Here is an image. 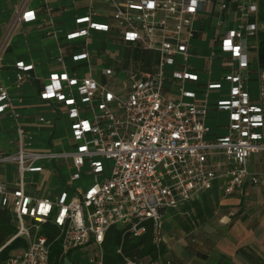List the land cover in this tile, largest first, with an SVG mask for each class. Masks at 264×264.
I'll return each instance as SVG.
<instances>
[{
  "label": "built area",
  "instance_id": "1",
  "mask_svg": "<svg viewBox=\"0 0 264 264\" xmlns=\"http://www.w3.org/2000/svg\"><path fill=\"white\" fill-rule=\"evenodd\" d=\"M30 1L21 0L14 6L13 28L38 18L37 11L29 7ZM234 1L238 2L235 26L224 28L223 16L217 20L220 51L228 53L231 62L223 77L230 83L229 95L215 103L218 110L228 113L223 136L207 139L211 127L206 120L211 108L209 91L222 88L223 82L209 83L205 100H197V91L187 90L185 85L199 79L188 62L195 22L207 7L218 6L221 13L230 11L231 3L226 1L88 0L86 13L76 18L84 26L67 33L69 40L89 37L91 31L110 32L109 23L95 20L103 14L101 8L108 6L124 42L152 51L156 60L152 69L128 72L126 79L120 80L114 69L106 68L107 84L65 70L49 75L39 95L43 101L56 100L66 107L73 138L78 142L72 152L34 149L21 112L8 88L0 85V113L9 110L17 125L16 151L0 153V163H14L19 174L17 188L0 181L1 205L14 214L17 227L7 244L19 237L29 242L21 254H12L0 264H50L51 242L41 231L42 225L49 223L59 228L63 254L93 242L100 246L101 257L92 258L91 263L103 264L102 244L112 225L129 226L140 235L146 230L140 223L152 219L154 238L160 244L166 240L162 210L180 209L215 188L223 197H247L250 186L264 189V68L259 71L258 97L252 98L249 87L252 52L259 47V1ZM42 13L49 24L46 36L58 40L55 10L48 1ZM82 50L73 55L75 61L91 58L86 47ZM218 53L215 49L212 57ZM177 57L181 61L177 62ZM64 60L62 52L58 61ZM17 66L16 86L20 87L34 66L23 61ZM167 66L177 67L168 70L180 83L177 100L163 92ZM111 84H116L115 88ZM40 121L51 122L44 117ZM65 157L77 168L71 180L80 179L88 163L93 183L72 196L63 192L56 199L36 198L26 192L25 175L44 169L39 161ZM102 158L113 160L109 177ZM126 264L137 263L128 260Z\"/></svg>",
  "mask_w": 264,
  "mask_h": 264
},
{
  "label": "crops",
  "instance_id": "2",
  "mask_svg": "<svg viewBox=\"0 0 264 264\" xmlns=\"http://www.w3.org/2000/svg\"><path fill=\"white\" fill-rule=\"evenodd\" d=\"M20 1L0 0V47L4 46L0 54V85H5L8 88L14 105L21 112V121L25 124L33 140V145L35 143L48 145H35L33 146L34 149L69 152L67 148L72 147L76 150L78 142L73 138L71 119L64 104L56 100L43 101L39 95L40 90L48 81L49 75L54 72L62 73L65 70L70 75H76L80 78L91 76L98 82L107 84L108 78L103 74L106 68L114 69L117 74L116 78L120 80V78L124 79L128 72L152 69L156 57L152 51H144L137 46L124 42L122 35L119 34L113 20H111V8L108 6L101 8L103 14L96 17L95 20L109 23L111 26L110 32L91 31L89 37H76V39L69 40L67 33L74 32L84 26V24H79L76 18L86 13L88 0H46L55 10V26L60 30L59 39L57 40L52 36H46L49 24L47 17L42 13V8H44L46 3L45 0H31L29 2V7L37 11V19L24 22L14 28L12 27L15 15L14 6ZM215 1L231 3V10L221 13L219 7L216 6L214 8L207 7V9L201 11L195 22L196 35L193 39L198 38L202 41H207L210 36V33L206 30L208 24L209 22L211 25L215 23L213 36L209 40V46L212 51L205 58L206 65L204 70L211 74L212 67L217 61V64L223 70L222 79L213 80L210 77L208 80H204L197 71H192L193 68L189 64L190 70L196 72L199 79L195 82H188L196 84L200 89L205 90L211 82H223L222 88L210 89L208 96L210 105L218 110L215 103L227 97L230 92V83L224 81L223 77L231 62L229 61V54L220 51V42L219 39L217 40V20L223 16L226 18L224 28H233L235 26L234 16L238 2L234 0ZM198 22L199 25L197 24ZM94 33L103 35V50L108 53L106 54V59H100L99 50L89 49L91 43H98L99 41V39L95 38ZM110 39L121 44L126 49V52H128L127 57L121 55V49L115 52L105 48L106 43ZM85 47L91 52V58L75 61L73 55L82 52ZM192 48H194L193 45ZM215 49H218L219 53L212 57V52ZM62 52L65 60L60 63L58 57ZM108 55L112 59V65H106L100 70L99 66L108 62ZM257 56L258 50H254L252 52V60L257 61ZM19 61L34 67L26 76L23 84L17 87L16 78L19 73L17 64ZM260 69L261 67L259 66V71ZM168 80L170 83L166 85L165 81L164 94L170 99H179L180 92H176L175 89H179L180 83L171 77ZM115 86L116 84L110 85L111 88H115ZM212 93L218 95L211 97ZM206 97L197 95V100H205ZM82 114L90 117L86 112H82ZM226 115L228 119V113ZM41 117L51 122L49 124L42 122L40 121ZM16 128V122L9 110L5 111V113H0V153L16 151ZM213 134H215V137L223 136L218 133ZM59 147L61 150H58ZM57 159L71 160V158L66 157ZM42 167L44 168V166ZM52 171L51 168H44L42 171L28 172L24 180L26 192L36 198L49 197L55 199L61 193L66 192L67 190L60 185H52L51 178L54 175ZM88 174L92 175L90 169H88ZM18 179V169H16L14 163H0V181L8 184L11 188H17L19 186ZM74 181L70 178L67 184L73 186ZM86 188L80 187L74 189V191L78 192L80 189ZM248 190L250 195L247 197L236 195L223 197L218 192L220 200L215 206L213 217L207 220L206 223L198 225L191 232L193 235L190 236L191 239L184 244V247H182V243H177L178 241L168 242L166 238L168 253L164 257L155 262L144 260L139 264H166L167 261L170 264H264V189L250 186ZM212 191L207 192L212 193ZM255 192H258L260 196L256 199V202H252L251 193ZM218 214V220L212 225L213 219ZM7 243L4 246L9 245ZM100 250V246L93 242L79 248H72L67 254L61 253L62 264H92V258L99 259L101 257Z\"/></svg>",
  "mask_w": 264,
  "mask_h": 264
},
{
  "label": "trees",
  "instance_id": "3",
  "mask_svg": "<svg viewBox=\"0 0 264 264\" xmlns=\"http://www.w3.org/2000/svg\"><path fill=\"white\" fill-rule=\"evenodd\" d=\"M259 1V10L257 13L259 45L258 64L264 68V0ZM220 200L217 189L212 193L204 192L191 204L183 206L182 213L176 209L162 210L164 215V233H174L176 230L175 221L182 225L183 230L191 232L198 225L206 223L213 217L215 206ZM184 221H183V219ZM13 213L4 207L0 208V261H4L12 254L14 248H23L28 246L25 237H19L11 241L9 245L4 246L8 239L17 232V227L13 222ZM145 227V231L140 235L134 234L129 226L112 225L105 233L103 247V264H126L132 260L137 264L144 260L155 262L160 260L168 253V243L166 240L158 244L155 241V224L152 219L144 220L140 223ZM51 242L50 264H62V241L58 237L59 228L53 224L42 225L41 230ZM4 246V247H3Z\"/></svg>",
  "mask_w": 264,
  "mask_h": 264
},
{
  "label": "rangeland",
  "instance_id": "4",
  "mask_svg": "<svg viewBox=\"0 0 264 264\" xmlns=\"http://www.w3.org/2000/svg\"><path fill=\"white\" fill-rule=\"evenodd\" d=\"M199 25V22L197 23ZM215 23H213L212 25L208 24L207 27V32L210 33L209 39L207 41H202L200 39H193L192 45L194 48L191 49L190 53H191V57L189 58V64L191 65V67L193 68L192 71H197L198 74L202 77V79L204 80H208L210 77L213 80H221L222 79V73L223 70L219 67V65L217 64V61L215 62V64L212 67L211 70V74L208 73V71L204 70L205 65H206V61L205 58L207 56H209V54H211V47L209 46V40L210 38L213 36V28H214ZM197 27V25H196ZM95 38L99 39L98 43H91L89 49H97L100 51L99 56L100 59H106V54L107 51L104 52L103 50V35L102 34H98V33H94ZM106 49H110V51H118L121 49V55L124 57H127L128 52H126V49H124L122 47L121 44L115 42L114 40L110 39L105 46ZM197 54V55H196ZM176 61L179 62L181 61L180 57L176 58ZM253 64L250 66V70H249V75H250V80H249V87L251 89V96L252 98H256L259 95V78H260V74H259V64H258V60H253ZM118 64V63H115ZM106 65H112V59L111 57L108 55V62L106 64H102L100 67V70H102ZM167 72H166V76H168L167 80H166V85L169 82V77L171 75V72L168 70H174L177 67L176 66H167ZM186 89H190V90H196L198 91V96L199 97H205L206 96V90L205 89H200L196 84L187 82L186 83ZM176 92H180L179 90L175 89ZM214 95H218L216 93H212L213 97ZM187 100V99H186ZM226 111H219L213 108V106H211L210 111L207 114L206 120H207V124L209 127H211V135L207 136V139H211V138H215V134L213 133H218L221 135H225V133L227 132V127L226 125L228 124V119H227V115H226ZM35 145L37 146H48L46 144H39V143H35ZM33 145V146H35ZM75 148H67V150L69 152L74 151ZM58 150H61V148L59 147ZM103 162H104V166H106V171H105V176L109 177V175L111 174L112 171V165H113V160L112 159H107V158H102ZM72 161H66V159H56V160H41L38 163L42 166H44V168L46 169H52L54 175L51 178L52 181V185L56 186V185H60L61 187H63L65 190H67L69 192V195H73V193L75 192L74 189L80 188V187H84L86 188L90 183L93 182L94 179V175H90L88 174V169H90V167L88 166V163H86V165L84 166V169L81 173V178L77 179L74 181L73 186H69V184H67V181L70 180L71 176L73 173L77 172V168L72 166ZM10 171H12V169H10ZM62 175V176H61ZM29 177V175H28ZM100 178H103V176H101ZM260 195H258V192L255 193H251V201L252 202H256V199L259 197ZM255 204V203H254ZM185 206V205H183ZM183 206L180 209H177L176 211L182 213L183 211ZM219 214L215 217V219H213V224H215V222L218 220ZM183 219V218H182ZM185 219V218H184ZM183 219V221H184ZM175 223V227L176 230L174 233L170 234V233H166L165 238H167L168 242H177V243H182V247H184V244H186L187 242H189V239H191L190 236L193 235V233L191 232H187L185 230H183L182 225H180L177 221L174 222ZM194 231V230H193ZM24 248H14L11 250V253L19 255L23 252Z\"/></svg>",
  "mask_w": 264,
  "mask_h": 264
}]
</instances>
